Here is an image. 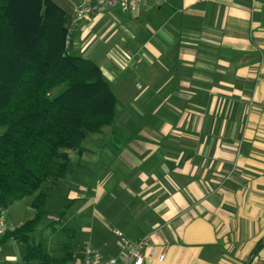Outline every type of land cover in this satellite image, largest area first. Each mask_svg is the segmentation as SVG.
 I'll return each mask as SVG.
<instances>
[{
    "label": "crops",
    "instance_id": "0c3cea01",
    "mask_svg": "<svg viewBox=\"0 0 264 264\" xmlns=\"http://www.w3.org/2000/svg\"><path fill=\"white\" fill-rule=\"evenodd\" d=\"M89 40L105 76L145 60L142 90L115 94L113 122L70 152L74 256L115 254L121 231L154 234L145 264H264V0L102 8L72 32L75 50Z\"/></svg>",
    "mask_w": 264,
    "mask_h": 264
},
{
    "label": "trees",
    "instance_id": "16d2710c",
    "mask_svg": "<svg viewBox=\"0 0 264 264\" xmlns=\"http://www.w3.org/2000/svg\"><path fill=\"white\" fill-rule=\"evenodd\" d=\"M70 19L55 0H0V218L27 196L37 211L6 230L0 244L27 243L24 259L39 264L82 256L74 247L55 255L43 241L31 242V234L55 197L53 187L71 170L70 152H84L85 138L113 122L118 103L101 66L70 51Z\"/></svg>",
    "mask_w": 264,
    "mask_h": 264
},
{
    "label": "rangeland",
    "instance_id": "374dc122",
    "mask_svg": "<svg viewBox=\"0 0 264 264\" xmlns=\"http://www.w3.org/2000/svg\"><path fill=\"white\" fill-rule=\"evenodd\" d=\"M62 7L67 8L71 17L76 14V7L82 0H56ZM94 44L91 40L87 43L85 42V50L81 49L75 50L73 43H70V51L78 53L80 55L89 54L91 52V47ZM91 45V46H90ZM90 46V47H89ZM87 53V54H86ZM89 58L94 60L101 67L103 66L101 60L96 58L95 55H91ZM145 58L138 54H130L126 58H118L119 70L115 77L112 78L106 75L107 80L110 82L115 94L120 99L124 101L122 96L123 88L125 90L130 89V92L139 91L142 89L137 88L136 84L142 83L141 75L138 72H134L131 68H136L144 62ZM105 70V67H102ZM65 88V84H62L55 88L53 92L55 94L60 93ZM120 105V104H119ZM119 107V106H118ZM107 129L106 127H104ZM93 135L87 140L91 142ZM89 142L86 146H90ZM77 163L75 159L72 163L71 170L67 174L68 178L60 180L59 184L54 186L55 197L47 206V212L38 225L34 233L31 234V242H39L40 240L47 247H52V252L55 255L62 256L66 252V248L75 247L83 241V237H80L76 233V225L71 222L74 219L75 212L77 211V203L70 202L69 194L74 191V165ZM97 174L100 175L102 179L103 174L100 173L101 170H96ZM100 173V174H99ZM106 173V172H105ZM106 176H104L105 178ZM71 183L73 185H71ZM34 196H27L23 199L16 200L3 212V219L5 222V230H12L24 224L26 221L32 219L36 215V209L32 206L31 202ZM63 211V213H62ZM66 245V246H65ZM27 243L18 242L14 239H7L2 247H0V264H39V258H33L30 260H25L24 256L27 253ZM51 252V253H52ZM70 264V263H69ZM72 264V263H71Z\"/></svg>",
    "mask_w": 264,
    "mask_h": 264
},
{
    "label": "built area",
    "instance_id": "2783aa9c",
    "mask_svg": "<svg viewBox=\"0 0 264 264\" xmlns=\"http://www.w3.org/2000/svg\"><path fill=\"white\" fill-rule=\"evenodd\" d=\"M143 1L82 0L76 7V14L69 22L68 45L71 43L72 32L78 23L90 18L99 12L100 9L113 8L123 13H134L138 11ZM5 231V222L2 216L0 218V239L5 234ZM116 238L117 252L115 254L107 255L90 243H86L82 248V256L72 264H145L148 257L157 254L158 247L152 233L133 239L121 231H116Z\"/></svg>",
    "mask_w": 264,
    "mask_h": 264
},
{
    "label": "water",
    "instance_id": "95a60500",
    "mask_svg": "<svg viewBox=\"0 0 264 264\" xmlns=\"http://www.w3.org/2000/svg\"><path fill=\"white\" fill-rule=\"evenodd\" d=\"M256 252V251H255Z\"/></svg>",
    "mask_w": 264,
    "mask_h": 264
}]
</instances>
